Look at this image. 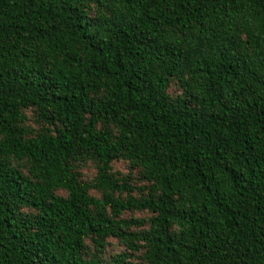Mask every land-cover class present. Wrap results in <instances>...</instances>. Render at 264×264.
Returning a JSON list of instances; mask_svg holds the SVG:
<instances>
[{"label":"trees","instance_id":"1","mask_svg":"<svg viewBox=\"0 0 264 264\" xmlns=\"http://www.w3.org/2000/svg\"><path fill=\"white\" fill-rule=\"evenodd\" d=\"M0 264H264V0H0Z\"/></svg>","mask_w":264,"mask_h":264},{"label":"rangeland","instance_id":"2","mask_svg":"<svg viewBox=\"0 0 264 264\" xmlns=\"http://www.w3.org/2000/svg\"><path fill=\"white\" fill-rule=\"evenodd\" d=\"M114 168H115L116 170H118L119 172H121V173H127V172H128L127 166H126V164H124V163H116V164L114 165ZM83 173H84V175H85L86 177L90 178V177H92V175H93V173H94V170H93V168L90 166V167H88L87 169H85V170L83 171ZM124 216H125V217H130V216L141 217V216H143V215H142V214H139V213H137V214L125 213ZM117 249H118V248H117L116 245H113V246H111V247L109 248V250H110L111 253L115 252Z\"/></svg>","mask_w":264,"mask_h":264}]
</instances>
